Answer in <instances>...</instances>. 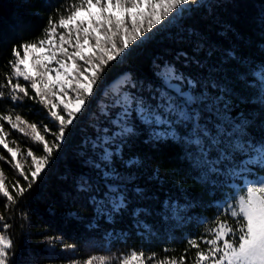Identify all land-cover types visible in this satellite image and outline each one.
Returning <instances> with one entry per match:
<instances>
[{"label":"snow or ice","instance_id":"1","mask_svg":"<svg viewBox=\"0 0 264 264\" xmlns=\"http://www.w3.org/2000/svg\"><path fill=\"white\" fill-rule=\"evenodd\" d=\"M32 15L31 39L0 37V264H16L17 232L44 235L30 200L74 130L59 187L40 194L74 205L87 248L108 254L60 243V264H264V0H49ZM31 105L40 119L18 110ZM163 148L179 168L161 172ZM188 180L210 216L189 214ZM185 219L153 247V220ZM131 235L143 243L112 251Z\"/></svg>","mask_w":264,"mask_h":264},{"label":"trees","instance_id":"2","mask_svg":"<svg viewBox=\"0 0 264 264\" xmlns=\"http://www.w3.org/2000/svg\"><path fill=\"white\" fill-rule=\"evenodd\" d=\"M49 0H0V37L10 38L19 34L22 39H31L30 33H37L42 24V19L39 16L32 15V13L40 10L43 5H46ZM152 52L149 51L145 54V60L150 58ZM8 56L4 46L0 45V72L4 70V63ZM31 104V102H28ZM33 111L28 112L27 108L21 110L22 114L28 120H38L41 118L42 111L38 105H31ZM0 110H4V105L0 104ZM79 127V123L77 124ZM76 135L75 130L73 136L69 137V143L65 145L64 153H61V158L57 160L52 169L49 171L37 190V194L30 200V207L32 209V232H36L38 229L44 230V235H24L20 236L17 232L16 240L18 243V250L16 255V264H60V257L64 256L59 248L60 243H76L78 245V251L76 253H69L73 259L82 260L87 255H107L108 253L101 249H88L86 241L89 239L87 234L81 227L71 224L68 211L75 208L74 205L64 206L59 203H53L45 195L40 193H47L50 190L59 187V180L63 171V161L67 153H69L74 147L73 139ZM14 139H18L22 143H28L27 138L22 134H14ZM157 158L162 162L161 172L163 173L168 168H179L180 162L176 155V151L170 148H163L158 153ZM8 171V169H6ZM9 175L11 172L9 171ZM163 194H169L173 196L181 195L177 193L176 188L171 182H165V179L161 180ZM185 187L189 188L197 200L194 202V206L189 209V214L195 218L197 215L210 216L214 209L207 204H200L201 188L199 185H193L192 180H188ZM203 200H211V195H204ZM2 206V205H0ZM154 230L158 232L155 239L152 241L153 247L158 249L162 243L166 242L165 237L172 232H175L177 239L180 238L181 230L187 232L190 229L189 221L185 219L183 223H167L161 225L158 220L152 221ZM127 227V224L121 225ZM27 231V229L25 230ZM62 236L63 239L57 242L55 249H51L44 241V236ZM101 234H96L92 239L99 240ZM143 241L138 235H131L124 244H114L112 251L117 249L123 250L128 246H139ZM171 246V245H170ZM179 247V245H177Z\"/></svg>","mask_w":264,"mask_h":264}]
</instances>
